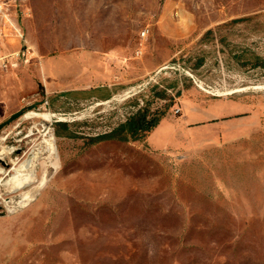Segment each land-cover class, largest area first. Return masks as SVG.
Listing matches in <instances>:
<instances>
[{"label": "rangeland", "instance_id": "obj_1", "mask_svg": "<svg viewBox=\"0 0 264 264\" xmlns=\"http://www.w3.org/2000/svg\"><path fill=\"white\" fill-rule=\"evenodd\" d=\"M11 5L0 264H264V0Z\"/></svg>", "mask_w": 264, "mask_h": 264}, {"label": "built area", "instance_id": "obj_2", "mask_svg": "<svg viewBox=\"0 0 264 264\" xmlns=\"http://www.w3.org/2000/svg\"><path fill=\"white\" fill-rule=\"evenodd\" d=\"M17 0H0V70L11 71L18 69L22 62L32 59L30 48L23 47L19 50H7L6 45L12 39H20L26 42L23 30L13 15L11 3ZM148 30L142 32V38H147ZM143 54V46L136 51V56ZM23 60V61H22Z\"/></svg>", "mask_w": 264, "mask_h": 264}, {"label": "trees", "instance_id": "obj_3", "mask_svg": "<svg viewBox=\"0 0 264 264\" xmlns=\"http://www.w3.org/2000/svg\"><path fill=\"white\" fill-rule=\"evenodd\" d=\"M161 119H162V116H154L151 120L148 121L146 115L142 117L140 115L138 117L137 125L141 129L145 128L146 130L151 131L159 125Z\"/></svg>", "mask_w": 264, "mask_h": 264}, {"label": "water", "instance_id": "obj_4", "mask_svg": "<svg viewBox=\"0 0 264 264\" xmlns=\"http://www.w3.org/2000/svg\"><path fill=\"white\" fill-rule=\"evenodd\" d=\"M0 163L3 164V165H6V162L3 161L2 159H0ZM0 208H1V206H0Z\"/></svg>", "mask_w": 264, "mask_h": 264}, {"label": "crops", "instance_id": "obj_5", "mask_svg": "<svg viewBox=\"0 0 264 264\" xmlns=\"http://www.w3.org/2000/svg\"><path fill=\"white\" fill-rule=\"evenodd\" d=\"M8 44V43H7ZM6 47H7V45H6Z\"/></svg>", "mask_w": 264, "mask_h": 264}, {"label": "bare ground", "instance_id": "obj_6", "mask_svg": "<svg viewBox=\"0 0 264 264\" xmlns=\"http://www.w3.org/2000/svg\"><path fill=\"white\" fill-rule=\"evenodd\" d=\"M135 91V90H134Z\"/></svg>", "mask_w": 264, "mask_h": 264}]
</instances>
